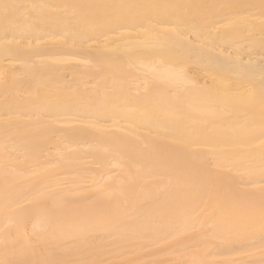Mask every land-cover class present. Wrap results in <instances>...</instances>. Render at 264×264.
Here are the masks:
<instances>
[{
  "label": "bare ground",
  "instance_id": "obj_1",
  "mask_svg": "<svg viewBox=\"0 0 264 264\" xmlns=\"http://www.w3.org/2000/svg\"><path fill=\"white\" fill-rule=\"evenodd\" d=\"M0 264H264V0H0Z\"/></svg>",
  "mask_w": 264,
  "mask_h": 264
},
{
  "label": "snow or ice",
  "instance_id": "obj_2",
  "mask_svg": "<svg viewBox=\"0 0 264 264\" xmlns=\"http://www.w3.org/2000/svg\"><path fill=\"white\" fill-rule=\"evenodd\" d=\"M4 7H5V9H7L8 8V5H4Z\"/></svg>",
  "mask_w": 264,
  "mask_h": 264
}]
</instances>
